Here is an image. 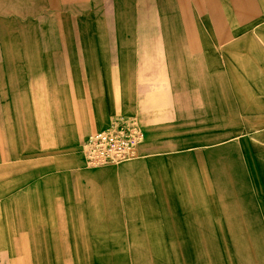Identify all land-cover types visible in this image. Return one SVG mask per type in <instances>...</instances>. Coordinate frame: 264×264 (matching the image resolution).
Returning a JSON list of instances; mask_svg holds the SVG:
<instances>
[{"label": "crops", "instance_id": "1", "mask_svg": "<svg viewBox=\"0 0 264 264\" xmlns=\"http://www.w3.org/2000/svg\"><path fill=\"white\" fill-rule=\"evenodd\" d=\"M117 117L137 157L87 167ZM205 230L264 264V0H0V264H137Z\"/></svg>", "mask_w": 264, "mask_h": 264}, {"label": "rangeland", "instance_id": "2", "mask_svg": "<svg viewBox=\"0 0 264 264\" xmlns=\"http://www.w3.org/2000/svg\"><path fill=\"white\" fill-rule=\"evenodd\" d=\"M156 241V246L140 248L137 264H230L241 249L229 231L158 232Z\"/></svg>", "mask_w": 264, "mask_h": 264}, {"label": "built area", "instance_id": "3", "mask_svg": "<svg viewBox=\"0 0 264 264\" xmlns=\"http://www.w3.org/2000/svg\"><path fill=\"white\" fill-rule=\"evenodd\" d=\"M143 140L144 134L132 118H113L105 129L85 138L81 147L84 164L97 168L134 159Z\"/></svg>", "mask_w": 264, "mask_h": 264}, {"label": "bare ground", "instance_id": "4", "mask_svg": "<svg viewBox=\"0 0 264 264\" xmlns=\"http://www.w3.org/2000/svg\"><path fill=\"white\" fill-rule=\"evenodd\" d=\"M206 191V190H205Z\"/></svg>", "mask_w": 264, "mask_h": 264}]
</instances>
